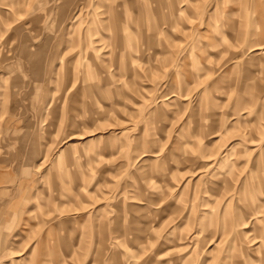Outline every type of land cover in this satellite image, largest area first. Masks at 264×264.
I'll use <instances>...</instances> for the list:
<instances>
[{"label":"rangeland","instance_id":"obj_1","mask_svg":"<svg viewBox=\"0 0 264 264\" xmlns=\"http://www.w3.org/2000/svg\"><path fill=\"white\" fill-rule=\"evenodd\" d=\"M0 264H264V0H0Z\"/></svg>","mask_w":264,"mask_h":264},{"label":"bare ground","instance_id":"obj_2","mask_svg":"<svg viewBox=\"0 0 264 264\" xmlns=\"http://www.w3.org/2000/svg\"><path fill=\"white\" fill-rule=\"evenodd\" d=\"M259 49V48H258Z\"/></svg>","mask_w":264,"mask_h":264}]
</instances>
